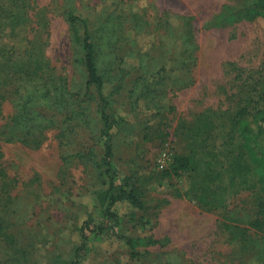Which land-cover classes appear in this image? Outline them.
<instances>
[{
	"label": "rangeland",
	"instance_id": "rangeland-1",
	"mask_svg": "<svg viewBox=\"0 0 264 264\" xmlns=\"http://www.w3.org/2000/svg\"><path fill=\"white\" fill-rule=\"evenodd\" d=\"M243 1L0 0V264H72L84 219L106 229L86 231L77 264H264V223H251L263 201L220 165L236 109L264 106V17L217 18ZM69 11L86 23L116 121L115 181L144 202L117 201L112 219L84 24ZM176 154L192 168L163 176ZM121 234L157 243L132 254Z\"/></svg>",
	"mask_w": 264,
	"mask_h": 264
},
{
	"label": "trees",
	"instance_id": "trees-1",
	"mask_svg": "<svg viewBox=\"0 0 264 264\" xmlns=\"http://www.w3.org/2000/svg\"><path fill=\"white\" fill-rule=\"evenodd\" d=\"M239 6L240 7L237 10H232L227 7L226 14H224V12L219 13L217 18L220 20V23L226 25L240 19L252 20L258 16L264 17V0H244ZM66 19L71 23L79 20L84 24L81 49L83 53L84 67L87 73V85H91L97 90L99 100L98 110L100 119L103 122L101 133H103L106 138L103 145L104 151L100 158V163L97 166L100 167L101 174L108 178V187L106 189L108 197L106 212L107 217L112 219L116 216L112 207L117 201L122 199L126 200L132 206L139 209L143 208L144 202L140 196L136 183H131L128 179H124L122 183L118 184L115 181L116 174L111 162L113 156L111 129L116 125V121L106 112L107 100L102 93L104 82L103 77L97 69L95 45L83 19L71 13V11L67 12ZM244 108L243 105L239 106L233 117L232 132L237 139V145L234 150H229L226 159L227 163L224 165L223 161H221L220 165L227 170L232 179L235 178V176L240 182H245L247 179L249 180V178L252 179L258 198L260 201H263L260 203L261 206L259 205L256 219L251 221L253 226H259L256 224L264 223V106L256 108L252 112L246 111ZM23 115L26 116V113L23 112ZM25 118L26 117H22L20 120L24 125L23 130L24 128L26 129V127H30ZM24 119L25 122L23 121ZM28 132L29 130L26 131V134H28ZM22 141H25V139H22ZM216 159L220 160L217 157ZM207 164L209 165V163ZM192 166V159L188 155L176 154L172 157L171 162L167 167L162 171V174L166 177L177 176L182 172L190 170ZM249 174L250 177L247 176ZM204 180L206 181V179ZM204 192L205 191L200 192L198 198L202 200L203 204H207V196ZM105 229L106 225L99 224L91 228L88 219L82 221L79 225L81 241L79 245L74 248V261L72 264H77L81 251L85 249V243L87 240L86 231L95 230V232L100 233L104 232ZM244 231L245 229L241 228L238 230L239 234H244ZM119 238L124 240L132 254L136 253L135 248L139 244L152 245L157 243V240L152 237L138 238L121 234L119 235ZM259 250H264V248H259ZM257 254L260 255L257 256L259 258H262L264 255V253H260L259 251H257Z\"/></svg>",
	"mask_w": 264,
	"mask_h": 264
}]
</instances>
